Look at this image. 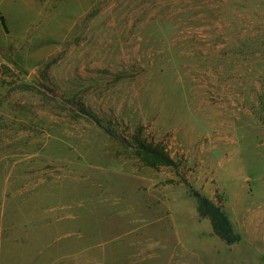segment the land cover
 I'll return each mask as SVG.
<instances>
[{
    "label": "rangeland",
    "instance_id": "374dc122",
    "mask_svg": "<svg viewBox=\"0 0 264 264\" xmlns=\"http://www.w3.org/2000/svg\"><path fill=\"white\" fill-rule=\"evenodd\" d=\"M1 16L0 264H264V0Z\"/></svg>",
    "mask_w": 264,
    "mask_h": 264
},
{
    "label": "trees",
    "instance_id": "16d2710c",
    "mask_svg": "<svg viewBox=\"0 0 264 264\" xmlns=\"http://www.w3.org/2000/svg\"><path fill=\"white\" fill-rule=\"evenodd\" d=\"M0 21L2 26L5 28V21L3 16L0 17ZM79 111L84 114L85 116H87L88 118H90L93 122L96 123V125L100 126L101 128H103L105 130V132H107L108 134L113 135L114 132L112 131V129H110V127L104 125L102 123V120L95 114L93 113L91 110L85 108V107H80ZM141 147L144 149L145 152H149L152 155H154L155 157L159 158L160 160H162L164 163L166 164H170V165H174V161L168 157L165 153H163L159 148L156 147H152L150 145H146V144H141ZM200 200V208L201 210L205 211L208 208L211 207L210 203L208 202V200H206L203 197H199Z\"/></svg>",
    "mask_w": 264,
    "mask_h": 264
},
{
    "label": "water",
    "instance_id": "95a60500",
    "mask_svg": "<svg viewBox=\"0 0 264 264\" xmlns=\"http://www.w3.org/2000/svg\"><path fill=\"white\" fill-rule=\"evenodd\" d=\"M29 78L33 79V80H37V78L35 77L34 73H30L29 74Z\"/></svg>",
    "mask_w": 264,
    "mask_h": 264
},
{
    "label": "bare ground",
    "instance_id": "6f19581e",
    "mask_svg": "<svg viewBox=\"0 0 264 264\" xmlns=\"http://www.w3.org/2000/svg\"><path fill=\"white\" fill-rule=\"evenodd\" d=\"M248 217V216H247ZM248 218H250V217H248Z\"/></svg>",
    "mask_w": 264,
    "mask_h": 264
}]
</instances>
